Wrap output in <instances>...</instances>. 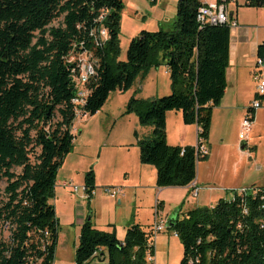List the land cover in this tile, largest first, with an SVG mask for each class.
<instances>
[{
    "label": "trees",
    "instance_id": "trees-1",
    "mask_svg": "<svg viewBox=\"0 0 264 264\" xmlns=\"http://www.w3.org/2000/svg\"><path fill=\"white\" fill-rule=\"evenodd\" d=\"M202 5L178 0L174 29L141 31L120 60L121 0H0V182L6 184L0 224L9 228L8 239L0 241V264H53L58 221L49 200L73 144L77 110L94 116L111 92L128 91L138 77L163 64L170 94L128 103L139 126L150 129L148 138L138 140L139 161L155 169L158 188L194 181L196 164L207 155L197 160L195 146L168 145L166 114L179 112L183 124L197 127V144L208 143L212 110L226 89L230 24L201 26L196 16ZM243 6L264 8V0H244ZM102 29L106 39L100 38ZM82 51L91 53L98 68L79 107L72 102L75 63L67 60ZM256 57H264V42ZM83 185L88 205L95 190L92 171ZM256 189V195L219 199L173 220L168 228L182 244L179 264H264V186ZM154 237L152 225L132 223L119 240L114 232L93 228L88 216L79 229L74 264H91L96 253V264H150L146 256H154Z\"/></svg>",
    "mask_w": 264,
    "mask_h": 264
},
{
    "label": "rangeland",
    "instance_id": "rangeland-1",
    "mask_svg": "<svg viewBox=\"0 0 264 264\" xmlns=\"http://www.w3.org/2000/svg\"><path fill=\"white\" fill-rule=\"evenodd\" d=\"M121 1L123 9L120 13L118 34L120 60H125L130 41L141 31L174 29L178 0H157L155 3L149 0ZM210 1L208 3L215 0ZM230 9L234 11L235 5L231 4ZM243 11L241 15L245 19L254 14L249 12L251 10ZM59 24L60 20L54 21L51 26L56 27ZM159 69L160 72L167 71L164 64ZM161 76V85L164 80L169 81L168 75ZM152 77L148 75L143 89L135 82L128 91L111 92L102 109L94 116H83L79 113L76 115L71 131L73 144L57 172L54 196L49 200L58 221L53 264H74L80 229L77 222L80 218L86 219L90 216L93 228L114 232L121 240L125 229L132 223L140 224L143 228L152 225L156 202L162 204L158 215L164 221L163 217L166 214L170 215L175 209L182 208V212H186L196 207L210 208L219 199L229 200L232 191L264 186V108L255 111V122L250 130L246 149L240 151V146L244 142L238 136L240 123L255 98V93L253 96L248 95L249 86H255L253 76L248 72L243 77L239 107L231 110L229 114L227 111L224 116L213 121L206 144L208 158L199 160L196 165V181L200 188L196 198L190 194L186 196V192L168 188L160 196L161 200H158L156 192L145 191L144 194L142 191L127 189L122 184H120L122 187L115 185L120 189V194L116 198L105 195L101 184L112 179L115 183L119 182L124 160L127 161L131 155L132 157L135 155L134 149L138 151V138L148 136L146 133L148 127L140 126L138 130L137 117L128 111V103L131 98H148L156 92V80ZM157 92L159 95L163 94L162 86ZM174 126L175 119H172L168 122L169 142L174 140ZM14 171L19 173V169ZM90 171L97 175L98 187L90 199L92 202L95 201V206L87 207V201L81 197L84 195L81 188L85 175ZM5 185L4 181L0 182V200L5 198ZM73 186L78 187L76 192L72 191ZM8 229L7 226L0 224V241L8 239ZM152 245L154 256L150 264H179L183 253L182 244L171 229L164 227L163 231L156 233Z\"/></svg>",
    "mask_w": 264,
    "mask_h": 264
},
{
    "label": "crops",
    "instance_id": "crops-1",
    "mask_svg": "<svg viewBox=\"0 0 264 264\" xmlns=\"http://www.w3.org/2000/svg\"><path fill=\"white\" fill-rule=\"evenodd\" d=\"M199 1L203 4H208V2H211L210 0H199ZM236 2H237L238 7L235 6L234 11L230 9L231 4H234L233 2L228 3L226 6L228 13H232V18L235 19L234 21L236 22V25L230 26L229 61H228V67L226 69V89H225L224 96L221 99L219 105L212 110L210 134H211L213 121L217 119V117L224 116V113H227V111L229 114L231 110L239 107L238 103L241 100L240 94H241V90L243 87V84H242L243 77H245V74L248 72L251 73V76H252V71H253V67L255 63L254 57L255 59L257 58L256 57L257 46L261 44L262 42H264V32H262V30H264V8L254 9V8L244 7L243 6L244 0H242L241 2L236 0ZM243 10H251L249 12H253L254 14L249 19H245L241 15V13L244 12ZM259 31L260 33H258ZM161 74L166 76L168 75V72L167 71L160 72L159 68L150 69L145 75L146 78L145 76L144 77L140 76L136 79L135 82L139 84L140 89H143L144 84H146L148 75L150 77L153 76L154 80H156L155 81V88L157 89L156 92L148 98H140V99H153V98L161 97L162 95L169 94L170 81L164 80L161 85V82H162ZM160 86H162L163 88V92H162L163 94L159 95L157 91ZM249 88H250V93L248 95L253 96L254 95V85L253 86L250 85ZM172 119H175L176 126L173 127V131H174L173 139L174 140L173 142H169L168 122ZM109 122H111V120H109ZM221 122L223 124L222 120ZM254 122H255V115L253 119V123ZM139 127L140 126L138 124V127H137L138 130H139ZM146 133L148 135L147 136L148 138L150 135L149 128H146ZM194 136H195V141H193ZM196 136H197V127L195 125L183 124L182 117L179 112H168L166 114V142L168 145L180 146V147H186V146L193 147L196 144V139H197ZM246 144L247 143H245V149H246ZM134 150H135V155H133V157L131 155V157L127 161L124 160L125 164L122 165L123 171L121 172V175L119 177V182L115 183L114 180L112 179V180H108V182H104V184H101V185L103 187H115V185H118V187H120L121 186L120 184H122L127 189L142 191L144 192V194H146L145 191L153 192V193L156 192V195L158 196V200L159 199L161 200L160 196L164 194L165 192L164 190L168 188H158L155 185V180H156L155 169L152 166L141 164L139 161V149L138 151L136 149ZM208 154H207V158H208ZM94 178H95V190H96V187H98L96 186L97 185L96 183H98V181L96 180L97 179L96 174H94ZM192 183H195L197 186L199 185L196 181V177ZM190 185L191 184H189L186 187H170L169 189L180 190L181 192H186V196H188L189 194L191 195V191L189 190ZM199 191H200V188H199ZM94 204H95V201L92 202V200H90L88 205L91 206ZM181 209L182 208L175 209L173 213H171L170 215L166 214L163 218L167 219L175 213H176V217L182 218V215H184V213H186L187 211L182 212ZM84 220L85 219L83 218L78 219L77 223L79 227L82 225ZM91 264H96L94 262V259L91 262Z\"/></svg>",
    "mask_w": 264,
    "mask_h": 264
},
{
    "label": "built area",
    "instance_id": "built-area-1",
    "mask_svg": "<svg viewBox=\"0 0 264 264\" xmlns=\"http://www.w3.org/2000/svg\"><path fill=\"white\" fill-rule=\"evenodd\" d=\"M234 0H215L213 3H208L202 5L197 13L196 20L201 26L205 25H222L225 23L230 24V26H235L236 22L234 20L229 19V13L227 11V4L232 3ZM100 38L106 39V32L104 29L99 31ZM70 63H75V66L71 69V78L74 83L75 91H76V97L72 100V102L76 105L81 107L84 103L85 97L87 96V89L85 88V84L87 81L94 77L96 75V69L98 68V61L96 59L92 58L91 53H88L87 51H82L77 54H71L67 60ZM252 76L255 81L254 86V93L255 98L253 99L251 103V107L247 109L245 116L243 117L241 123H240V132H239V138L244 141L245 143L248 141L249 133L253 124V118L254 113L259 108H264V57L263 58H256ZM78 109V107H77ZM80 109L77 110L76 115L79 113L81 114ZM84 116V115H83ZM198 131V130H197ZM198 133V132H197ZM197 137V136H196ZM195 157L196 159H200L204 155L208 154L207 147L204 143L198 145L197 139L195 144ZM84 192V195L82 199H87L88 194L85 191L84 185L81 188ZM78 190L77 186L72 187V191L76 192ZM191 196L193 198H196L199 193V188L195 183H191L190 189ZM102 192L111 197L116 198L118 194H120V189L116 187H103ZM234 193L231 195V198L229 200H233L235 195L244 196L247 194L256 195L257 189H239L233 191ZM89 195L92 197L95 195V190L92 191ZM155 211L153 214V223H152V230L154 234L161 232L164 230L166 220L162 221L161 218H159V213L157 209V202L155 204ZM260 228L264 229V222H261ZM97 253L95 254L94 260H96L98 263V259L96 258ZM147 263L152 262L151 256H146Z\"/></svg>",
    "mask_w": 264,
    "mask_h": 264
},
{
    "label": "water",
    "instance_id": "water-1",
    "mask_svg": "<svg viewBox=\"0 0 264 264\" xmlns=\"http://www.w3.org/2000/svg\"><path fill=\"white\" fill-rule=\"evenodd\" d=\"M232 18V13H229V19ZM245 150V143L243 142L240 146V151H244ZM177 217H176V213L173 214L172 216H170L169 218H167L166 220V224H165V227L168 228L170 225H171V222L173 220H175ZM89 219V218H88Z\"/></svg>",
    "mask_w": 264,
    "mask_h": 264
}]
</instances>
